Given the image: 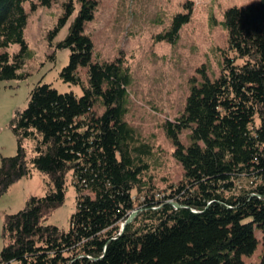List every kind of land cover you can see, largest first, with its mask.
I'll return each instance as SVG.
<instances>
[{
	"label": "trees",
	"instance_id": "1",
	"mask_svg": "<svg viewBox=\"0 0 264 264\" xmlns=\"http://www.w3.org/2000/svg\"><path fill=\"white\" fill-rule=\"evenodd\" d=\"M28 1L53 0H0V49L20 45L12 57L0 52V81L25 77ZM96 6L67 0L53 30L72 18L58 45L69 50L59 77L81 94L38 83L11 121L16 152L0 156V197L35 171L46 191L4 216L0 264H244L256 229L264 264V0L224 12L219 75L192 84L184 111L164 123L183 177L161 192L147 176L150 147L124 120L128 69L118 58L92 61L84 25ZM187 20L176 15L167 40ZM184 129L187 146L178 139ZM68 177L76 208L65 232L45 221L64 203Z\"/></svg>",
	"mask_w": 264,
	"mask_h": 264
},
{
	"label": "rangeland",
	"instance_id": "2",
	"mask_svg": "<svg viewBox=\"0 0 264 264\" xmlns=\"http://www.w3.org/2000/svg\"><path fill=\"white\" fill-rule=\"evenodd\" d=\"M67 0H53L49 6L25 2L27 15L23 38L27 55L19 70L22 79L0 81V156H13L16 140L11 121L25 108L32 88L38 83L50 84L58 92H73L77 85L62 82L59 73L67 65L69 50L58 45L66 37L72 18L53 32ZM93 19L84 25V34L92 40V61L104 63L121 59L128 69L124 120L137 133L140 143L150 147L147 176L151 186L164 191L183 177L181 165L173 157L175 146L167 137L164 123L173 122L184 111L192 84L211 80L220 73L223 57L228 53L227 33L222 26L224 12L230 7H243L258 0H95ZM32 4H35L33 7ZM176 15L187 16L172 41L170 27ZM53 32V33H52ZM166 38H160L159 36ZM12 44L0 52L10 57L19 52ZM79 74L85 80L84 69ZM190 129L178 135L182 145L189 144ZM145 176V179L147 178ZM68 177L64 203L55 209L45 223L69 230L75 212V189ZM45 176L37 171L29 178L14 182L0 197L1 226L6 214L23 208L31 196L46 191ZM252 255L242 256L244 264H257L262 254L261 233Z\"/></svg>",
	"mask_w": 264,
	"mask_h": 264
},
{
	"label": "water",
	"instance_id": "3",
	"mask_svg": "<svg viewBox=\"0 0 264 264\" xmlns=\"http://www.w3.org/2000/svg\"><path fill=\"white\" fill-rule=\"evenodd\" d=\"M132 216H133V214H132ZM132 216L129 218V220L132 218ZM129 220H128V221H129ZM123 226H124V224L122 225V227H123Z\"/></svg>",
	"mask_w": 264,
	"mask_h": 264
}]
</instances>
